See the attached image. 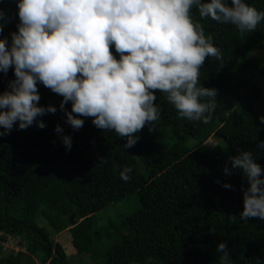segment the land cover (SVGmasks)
<instances>
[{"label":"trees","instance_id":"trees-1","mask_svg":"<svg viewBox=\"0 0 264 264\" xmlns=\"http://www.w3.org/2000/svg\"><path fill=\"white\" fill-rule=\"evenodd\" d=\"M245 2L264 12V0ZM0 11V38L10 45L19 23L17 0H0ZM192 16L224 57L222 66L209 57L201 68V84L218 90L208 123L179 117L166 94L156 93L160 119L124 149L125 138L98 129L91 117L71 128L59 110L62 97L37 84L39 106L57 112L38 118L43 129L34 122L0 137V237L18 238L24 248L3 254L0 244V264H72L52 238L64 230L77 256L88 254L93 264H220V242L228 245L231 264H264V220L239 219L247 183L229 161L251 150L264 170V149L257 147L264 141V100L245 73L255 65L253 52L264 51V20L241 34L234 25L201 19L195 8ZM112 52L119 58L114 47ZM13 79L11 68L0 73V92ZM65 107L71 111L70 102ZM57 124L62 134L55 132ZM61 135L71 137L70 149ZM210 137L212 148L206 145ZM125 167L131 169L128 181L120 176ZM225 167L234 174L225 175ZM123 198L133 208L99 222L97 213Z\"/></svg>","mask_w":264,"mask_h":264},{"label":"clouds","instance_id":"clouds-1","mask_svg":"<svg viewBox=\"0 0 264 264\" xmlns=\"http://www.w3.org/2000/svg\"><path fill=\"white\" fill-rule=\"evenodd\" d=\"M17 7L19 23L10 45L0 38V73L10 68L14 73L0 92V137L14 126L46 127L38 118L55 114L57 107L39 106L40 83L62 97L59 110L67 125L78 130L84 125L80 117H91L98 129L125 138L124 149L138 142L136 134L146 124L152 131L160 119L156 93L166 94L178 116L188 120L208 123L216 109L218 90L204 87L200 73L207 58L222 66L224 57L194 21L193 8L201 19L234 25L241 34L264 20V12L245 0H17ZM69 102L71 111L65 107ZM54 130L63 133L59 124ZM61 140L71 148L70 136ZM257 147L264 149V141ZM229 161L247 183L241 186L239 219L264 220V170L254 152L240 150ZM130 172L125 167L121 179L128 181ZM223 172L234 174L228 167ZM216 251L220 264H231L226 243H218Z\"/></svg>","mask_w":264,"mask_h":264},{"label":"rangeland","instance_id":"rangeland-1","mask_svg":"<svg viewBox=\"0 0 264 264\" xmlns=\"http://www.w3.org/2000/svg\"><path fill=\"white\" fill-rule=\"evenodd\" d=\"M238 55H233V57ZM252 60L255 61V65L252 69L246 70V75L251 76L252 82L258 84L262 90V98L264 100V51L253 52ZM206 145L210 148L216 146V141L212 137H210ZM256 158L258 157V153L254 152ZM132 207L131 202H127V198L121 199L119 202L113 203L112 205L107 206L105 209L97 213V217L99 222H104L109 216H114L118 211L128 210V208ZM40 223H43L42 219H39ZM52 238L60 242V244L64 247L66 254L73 260L72 264H93V261L89 258L88 254L77 256L74 247L70 241V234L68 230H64L61 233H56L52 235ZM19 239L7 236L5 240H2L0 237V244L2 245V253L7 254L10 250L18 251L24 248L19 247L18 245ZM135 264V263H133Z\"/></svg>","mask_w":264,"mask_h":264}]
</instances>
